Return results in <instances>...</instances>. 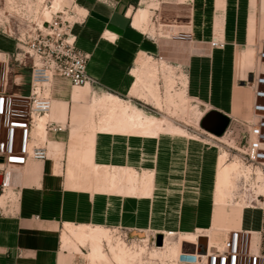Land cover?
<instances>
[{"label":"crops","instance_id":"0c3cea01","mask_svg":"<svg viewBox=\"0 0 264 264\" xmlns=\"http://www.w3.org/2000/svg\"><path fill=\"white\" fill-rule=\"evenodd\" d=\"M78 2L75 7L82 14L80 21L73 28L75 44L89 55L87 72L97 79L100 84L98 89L112 96L118 94L131 96L130 92L135 82L133 72L136 70L135 67H131L132 64L136 63L135 59L140 52L156 49L158 38L147 36L143 31V26L150 20V13L151 16L160 17L162 10H186V20L189 19L192 34L198 41H203L202 46L210 50L213 59L217 49L211 47L209 43L213 36L225 41L226 48L230 51L228 54L236 57L240 50L244 52L242 48L248 44L252 35L257 36L258 31L263 35L264 4H261L260 0H78ZM143 2L147 4L142 5ZM148 6L149 8H142ZM140 14L147 15V20L140 21ZM152 24H155L153 20ZM1 44L6 46L8 51L13 50L14 45L10 40L0 37ZM218 54H221V50H218ZM204 61L206 67V58L194 62L196 71L197 64ZM142 62L140 61L139 66ZM251 71V64L245 60L239 76L236 75L237 69L232 68L231 73L240 82L246 79ZM26 74L29 83V71H26ZM128 75L134 80L130 81ZM15 79L20 82L21 74L17 73ZM207 82V78L203 79L202 84L198 80V87L202 85L205 87L203 94L208 90ZM84 91L72 86L68 78L61 76L53 78L51 88L53 102L48 119L64 125L65 128L63 130L46 128L45 143L48 157L44 160H29L18 168L19 173L13 175L14 170L11 173L10 190L12 192L15 190L13 194L16 195V204L12 209L0 212V264H88L89 245H80L79 251L63 248L61 238L66 224L104 228L103 224L110 220L112 229L130 231L140 230L130 227L145 228L148 222L152 224V220H147L152 218V213L149 216L147 214V218L143 210L136 207L144 205L148 198L139 195L128 196L119 192L91 191L96 195H90L88 201L85 200L86 208L82 211L81 201L78 199L80 196L75 194V190L78 189L68 188L70 154L74 160L78 159L80 162L82 159L77 158L76 154L87 153L90 163L126 167L128 170L136 171L141 177L147 172L155 175L152 171L155 167L152 169L144 167L146 163L144 152H149L148 146L155 152L156 146L159 145L158 137L146 138L91 131L90 123L97 121L98 117L92 114L93 94L89 100L85 98L81 101ZM233 106L234 100L232 111L228 113L218 107L214 109L230 119L240 116L233 111ZM76 130L80 133L74 132ZM80 135L82 141H79ZM100 137L109 141L105 140L103 145L98 144ZM71 149L80 152L75 153L73 150L70 151ZM98 153H101L100 156L103 153L109 155L107 159L105 155L99 158ZM61 155L63 157L60 160ZM71 165L74 166L75 163L72 162ZM135 166H140L141 171L134 169ZM106 194L119 196L114 211L111 207L105 210L98 209L105 200L101 196ZM129 203L136 205V211L133 212L136 215L134 220H129L131 215ZM214 210L212 207L204 227L215 229L216 235L213 238L215 241L222 243L227 234L234 230L246 231L251 236L253 250L264 254V215L260 210L244 209L240 220L233 221L232 217H227L215 228ZM225 211L231 213L227 209ZM254 234H257V237H254Z\"/></svg>","mask_w":264,"mask_h":264},{"label":"rangeland","instance_id":"374dc122","mask_svg":"<svg viewBox=\"0 0 264 264\" xmlns=\"http://www.w3.org/2000/svg\"><path fill=\"white\" fill-rule=\"evenodd\" d=\"M51 2L52 0H0V37L10 40L12 45H14V50L16 47L14 36L17 35V32L20 30H28L30 25L35 21L40 22L46 20L43 19V16L41 17V12L45 7H50ZM260 3L264 4V0H260ZM76 4H79L78 0H64L62 8V11L65 12L64 18L69 21L72 28L70 38H73V36L75 38L73 28L80 21L82 14L75 7ZM145 4L147 3H142V5ZM149 6L142 8H149ZM162 11L160 17L155 15L151 16L150 13L149 22L143 26V31L147 33V36H156L155 38H158L155 46L156 49L154 51L140 52L135 59L136 63H133L131 67L137 69L140 61H147L148 58L155 60L156 67L159 69V94L162 100L167 95L169 85L170 87H174L173 92L174 90L181 91L185 88L186 95L188 96V106L185 112L178 111L174 113V111L172 112L165 106L161 110H158L153 103L148 104L129 95L124 96L118 94L120 97L114 95L121 100L120 102L122 104L131 103L133 107L143 110L150 116H155L163 120L166 124L165 130L158 136L159 145L156 146L155 152L151 151V146H148L147 150L149 152H144V159L146 161L144 167L148 169L155 167L152 170L155 173L152 195L145 200L146 202L142 206H136L134 203H129L128 206L129 213H131L129 220H134L136 215L133 212L136 211L137 207V209L143 210L142 212L146 217L147 214L149 216L152 213L151 219L147 217V220H152V224L148 222L145 228L130 227L140 230H122L128 232V241L126 243L131 246L134 244L140 246V244H144L141 243L142 241L149 240L153 234L163 235V232L167 231H173L179 234L178 237L169 240L168 242L170 243L177 242L182 237H190V234L191 236L211 234L212 243L219 246L220 243L213 239L216 235L215 229H206L204 227L207 224L212 207L215 208L213 219L214 228L223 223V220L227 217H232L233 221L240 220L244 209H258L264 215V196H259L260 187L264 186V183H262L264 181L257 180V177L254 175L248 180L245 179L244 175L242 176L243 178L240 176L241 180L240 178L238 181L234 180L237 186H235V190H231L228 204H214L219 159L221 156L227 154V164L236 161V163L245 167L241 163L240 150L237 148L246 149L248 147L249 139L247 130L249 124L255 119V105L259 102L264 103V99H260L258 102L255 89L250 84L253 75L261 74L264 76L262 71L264 70V67L262 68L264 61L261 60V49L259 48V41L262 35L259 31L257 36L252 35L248 44L242 48L244 52L240 50L236 57L228 54L230 51L226 48L227 44L225 41L218 40L213 36L209 43L212 40H217L222 43L219 47H213L217 48L215 50L216 55L213 59L210 50L202 46L203 41H198L194 37V34H192L189 19L186 20V10L170 9ZM52 14L53 16L55 15L54 13ZM151 19L155 24H152ZM69 24L63 22L62 25L67 26ZM186 25H189V27ZM13 50L11 49V51ZM218 50H221L220 55L218 54ZM11 51H8L6 46L0 45V92L4 91L6 95L4 107L2 113H0L2 115L0 116V126L2 129L3 127L6 128L13 120L27 121L29 117V107L25 99V95L28 94V75L26 74V71H29L27 70L28 66H23L8 56L7 52ZM4 53H6L5 56L3 55ZM200 58H206L207 64L205 67V61L198 63L196 71L193 65ZM245 60L251 64L252 71L246 79L239 82L232 75V68L233 70L237 69L236 75L239 76ZM17 73L21 74L22 79H19L20 82L15 79ZM128 76L131 78L130 81L132 79L134 80L131 75ZM205 78L208 80L206 84L208 90L206 94H203L204 86L202 85L199 88L198 80L202 84ZM243 81L246 83L241 84ZM99 85L97 83L94 87L80 86L79 88L83 91V88L89 89L88 91H84L85 94H83L84 96L81 98V101L85 98L89 100L92 94L93 97L94 95L97 97L112 96L99 90ZM261 89H264V85L261 86ZM9 94L14 95L10 96ZM233 100V111L239 113L240 116L231 117L230 122H228L221 135L210 132L221 140L210 138L208 134L203 133L200 130L201 128L207 132L209 131L201 126L202 118L217 107L227 113L231 112ZM93 106H95L94 103L92 105V114L94 116L93 109L95 108ZM41 118L43 117L36 118L33 126V134L37 138H39L36 132L37 125ZM46 118L48 119L47 116ZM93 119L95 118L93 117ZM180 130H183L185 133L179 134L178 131ZM4 131L5 129L2 133ZM74 132H78V130ZM39 140L43 142L46 139L44 137V139L39 138ZM80 140L82 141L81 135L79 136ZM105 140L109 141L107 138L100 137L98 144L103 145ZM146 148L147 146L145 145V150ZM72 150L75 153L80 152V150L76 151V149H71L70 151ZM85 154L81 153L80 155L78 153L76 157L83 159ZM100 155L101 153H98L99 158L105 155L104 157L107 159L109 154L103 153L102 156ZM62 157L61 155L60 160ZM74 163V167L78 171L77 167H79L80 160L75 159ZM258 168L261 167H245L244 169H253L255 172ZM134 169L139 172L141 171L140 166ZM261 169L264 172V168ZM13 172V175H15L18 171L14 170ZM93 188L92 185H89L84 192L82 190H75V194L80 196L78 199L81 201L80 206L82 211L86 208L85 200L88 201L90 195H96V193L91 192ZM10 189H12L11 186L7 187L6 190ZM13 192L10 190L9 193H5L8 198L6 204L0 206V212L6 209H12L15 206L16 195ZM3 193L4 191L0 192V197L4 195ZM101 197H104L105 200L101 202L98 209L105 210L111 207L112 211H114L119 196L106 194ZM258 198L260 201H258ZM225 209L231 211V213H227ZM103 227L111 230L112 234L117 236L118 231L112 229L110 220L105 225L103 224ZM145 231L147 233L140 234V232ZM111 232L109 231V233ZM254 237H257V234H254ZM113 241L116 243V240ZM86 245L88 244L86 243L83 246ZM192 245L186 242L184 243V248H191ZM152 247L150 245V248ZM155 256L161 257V254H155ZM153 258L155 259L152 254L151 259H148L144 255L142 260L143 264H156L159 261L153 260ZM88 264H90L89 261Z\"/></svg>","mask_w":264,"mask_h":264},{"label":"bare ground","instance_id":"6f19581e","mask_svg":"<svg viewBox=\"0 0 264 264\" xmlns=\"http://www.w3.org/2000/svg\"><path fill=\"white\" fill-rule=\"evenodd\" d=\"M63 3L64 0H52L51 6L45 7L41 12V17L43 16V19L46 20L51 19L54 11L62 10ZM146 20L147 15L140 14V21ZM37 23L42 24V21ZM109 37L113 38L114 36ZM156 66V62H154L153 59H148L147 61H143L139 68L134 70L133 75L135 77V82L130 92L131 97L142 100L148 104L153 103L158 110H161L165 106L172 112L174 111V113L178 111L185 112L188 106L186 89L184 88L181 91L174 90L173 92L174 87H170L168 84L167 95L164 100H162L159 94V69ZM87 86L91 87L89 84H85L83 87ZM120 101L121 100L115 96L106 95L97 97L94 95V116L98 118L97 121L94 120L92 124H90L92 131L97 130L105 133L155 138L165 130L166 124L163 120L146 114L143 110L133 107L131 103L122 104ZM49 115L50 112L46 115L39 116L43 117L40 119L36 131L40 139H44V137L46 139L45 123L48 120L46 116L48 117ZM200 130L208 134L210 138L221 140L213 133H210V131L207 132L202 128ZM178 133L183 134L185 132L180 130ZM72 142H74V138ZM86 151L89 152V149ZM227 157V154L221 156L218 162L214 195V204L218 205L228 204L230 192L237 186L234 180L238 181L240 176L243 178L242 176L244 175L245 179L248 180L254 175L257 177V180L264 181V172L261 168L256 169L254 172L253 169H244L245 167L236 163V161H232L234 163H230V161V164H227ZM87 159L88 154L86 153L80 162L81 164L79 163L77 171L76 168L71 165L75 160L73 155L70 154L71 163L67 171L68 188L73 190H87V187L92 185L94 187L91 190L92 192H119L128 196L139 195V197L144 198H149L152 195L154 187L153 173L147 172L141 177L136 171L128 170L126 167L103 166L97 163H90ZM11 173V170L6 173V187L12 186ZM6 189L7 188L3 190L4 195L0 197V206L6 204L8 198L6 194L10 192V190ZM259 196H264V186L260 187ZM258 201H260L259 198ZM109 231L111 232V230L102 227L66 224L61 238L62 245L64 249L79 251V244L85 245L87 243L89 245L90 243V252L88 254V261L90 264H142L143 256L146 255L148 259H151V254L155 257L153 260H159L160 264H168L169 261L174 263L177 260L186 242L195 245L200 237H205L210 246L215 245L212 243L211 234L194 236L190 234V237H182L177 240V242L170 243L168 241L178 237L179 234L173 231H167L163 233L164 240L161 246H153L150 248L147 244L149 240L142 241L141 243L144 244H140V246L137 244L131 246L124 242L119 236L113 235L112 232L109 233ZM113 240H116V243H114ZM155 254H161V257L155 256ZM174 264L177 263L175 262Z\"/></svg>","mask_w":264,"mask_h":264},{"label":"built area","instance_id":"2783aa9c","mask_svg":"<svg viewBox=\"0 0 264 264\" xmlns=\"http://www.w3.org/2000/svg\"><path fill=\"white\" fill-rule=\"evenodd\" d=\"M53 13L55 15L52 14L51 19L42 20V24L35 21L28 30L18 31L14 36L16 47L13 51L7 52V55L14 61L28 66L29 83L25 99L29 107V117L27 121L13 120L3 129L0 126L1 192L7 188L6 173L9 170L18 169L29 160H44L48 157L46 143L41 142L33 134V126L36 118L48 114L52 109L51 83L53 78L55 76L68 78L72 86L77 87H83L85 84L94 87L98 83L97 79L87 72L89 55L76 46L74 36L70 38L72 28L69 21L64 18L65 12L59 10ZM63 22L69 25H62ZM221 45L222 43L217 40L210 42L211 47ZM259 48L261 49V60L264 61V26ZM262 71L264 73V70ZM250 84L255 89L258 102L264 99V89H261L264 85V76L253 75ZM5 97V92L1 91L0 113L4 107ZM255 114V119L249 124L247 130L248 147L246 149L237 148L240 150L241 163L246 168H264L263 102L256 103ZM45 125L46 128L55 130L65 128L64 125L49 119ZM117 231V236L127 242L128 232L122 229H117ZM156 237L157 234H153L149 238L147 243L149 247L150 245L157 246ZM200 249L198 242L192 245V248H183L175 262L177 264H264V254L253 250L250 234L242 230L228 233L219 246H210L207 241L204 253ZM174 263L168 262V264ZM156 264H160L159 261Z\"/></svg>","mask_w":264,"mask_h":264},{"label":"water","instance_id":"95a60500","mask_svg":"<svg viewBox=\"0 0 264 264\" xmlns=\"http://www.w3.org/2000/svg\"><path fill=\"white\" fill-rule=\"evenodd\" d=\"M252 77V76H251ZM246 82L243 81L241 84H245ZM228 122H230V119H228L227 116L221 114L220 112H217L215 110H212L208 112L201 120V126L210 131L213 132L216 135H221L222 132L224 131L225 127L227 126ZM1 174H0V183H1ZM1 192V190H0ZM163 243V236L157 235L156 237V245L161 246ZM198 243L201 247V251L204 253L205 252V247L207 244V240L205 237H200L198 239ZM187 245V244H185ZM192 248V246H191Z\"/></svg>","mask_w":264,"mask_h":264}]
</instances>
